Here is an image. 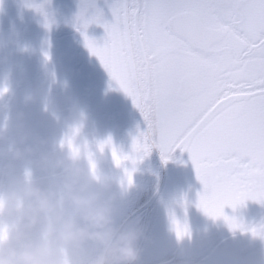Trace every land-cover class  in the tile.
I'll return each instance as SVG.
<instances>
[{"label": "flooded vegetation", "instance_id": "1", "mask_svg": "<svg viewBox=\"0 0 264 264\" xmlns=\"http://www.w3.org/2000/svg\"><path fill=\"white\" fill-rule=\"evenodd\" d=\"M114 3L87 0L101 22L84 29V0H0V264L45 242L46 264H99L108 245L63 235L89 224L78 200L106 211L111 242L139 230L137 258L105 264H264V185L212 215L187 151L134 150L147 124L84 39L104 43Z\"/></svg>", "mask_w": 264, "mask_h": 264}, {"label": "snow or ice", "instance_id": "2", "mask_svg": "<svg viewBox=\"0 0 264 264\" xmlns=\"http://www.w3.org/2000/svg\"><path fill=\"white\" fill-rule=\"evenodd\" d=\"M84 3L86 29L101 14ZM111 11L104 43L84 39L147 124L134 150L187 151L205 210L221 215L264 185V0H115Z\"/></svg>", "mask_w": 264, "mask_h": 264}, {"label": "clouds", "instance_id": "3", "mask_svg": "<svg viewBox=\"0 0 264 264\" xmlns=\"http://www.w3.org/2000/svg\"><path fill=\"white\" fill-rule=\"evenodd\" d=\"M28 99H31V96H28ZM32 195L36 197L39 208L43 209L52 206L50 196L41 194L38 191H33ZM77 203L83 206L85 219L89 221V224L88 226L80 227L71 222L66 223L63 233L66 240L79 244L86 238H94L108 245L105 253L100 257L99 264H105L109 256L129 262L137 258L138 249L135 247V241L140 234L138 229L129 230L127 233L122 234L118 240L111 242L113 230L109 227L110 218L106 211L94 209L90 200H78ZM96 229L99 230L97 231ZM51 255L52 249L45 242L40 245L27 246L21 253V258L25 261V264H46Z\"/></svg>", "mask_w": 264, "mask_h": 264}, {"label": "water", "instance_id": "4", "mask_svg": "<svg viewBox=\"0 0 264 264\" xmlns=\"http://www.w3.org/2000/svg\"><path fill=\"white\" fill-rule=\"evenodd\" d=\"M61 79V78H60ZM63 79H64V77H63ZM59 79H57L55 82H57ZM66 80V79H65ZM65 80H63V82L65 81ZM53 85V84H52ZM144 130H145V132L147 131V129L144 127ZM152 149H153V151L155 152V154H156V150H155V148H154V146H152L151 147Z\"/></svg>", "mask_w": 264, "mask_h": 264}]
</instances>
